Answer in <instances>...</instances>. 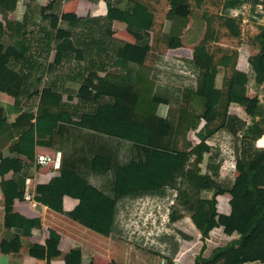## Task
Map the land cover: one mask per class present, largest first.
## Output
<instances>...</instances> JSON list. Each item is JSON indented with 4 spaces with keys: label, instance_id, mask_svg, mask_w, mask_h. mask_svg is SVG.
Masks as SVG:
<instances>
[{
    "label": "trees",
    "instance_id": "trees-1",
    "mask_svg": "<svg viewBox=\"0 0 264 264\" xmlns=\"http://www.w3.org/2000/svg\"><path fill=\"white\" fill-rule=\"evenodd\" d=\"M90 1L92 7L86 14H62L69 20L66 28L58 26V16L45 13L52 0H0V60L9 61L0 74V91L10 87L14 96V101L0 98V185L7 221L14 216H19L20 221L22 218L17 229L5 237V251L19 249L22 236L41 230V218L15 214L14 202L24 198L25 177L35 161L37 147L48 146L61 149L63 161L59 169L51 172L50 181L37 188L36 199L71 219L103 235L117 233L176 257L182 236L177 233L175 222L185 214L177 203L187 209L194 197L202 198L212 192L213 206L203 235L222 226L226 233L237 232L240 236L217 247L209 257L197 255L194 264H263L264 191L255 185L254 175L264 167V151L247 159L243 138L240 155L245 156L243 163L238 161L240 173L224 175V163L230 159L234 170L232 163L236 158L218 139L223 135L233 139L232 134L237 135L246 126L245 120L228 114L227 109L231 97L246 95L250 75L246 64L237 66V49L225 48L221 43L214 13H194L190 0H168L169 8L159 19V7L153 0H127L132 2L130 12L121 9L122 0ZM194 2L202 7L204 0ZM245 3H250L257 16H264V0H224L222 5L224 12H231ZM96 14H106L111 21L116 17L127 21L136 36L135 44L112 38L111 26L103 32L83 27L86 18ZM222 25L228 27L231 35H240L236 16H228ZM21 30L25 37L17 45L12 38ZM141 30H147V39L140 35ZM256 43L259 51L248 54L247 62L259 86L264 83V25L256 34ZM179 45H191L193 57L169 58L168 48ZM53 49L86 65L82 76L92 94L77 93L78 102L85 99L98 105L96 95L108 93L120 97L116 109H105L99 114V104L89 115L73 120L74 107L62 98L63 90L55 81L40 88L36 112L23 110L20 96L26 90L30 70L44 65ZM117 58L125 61L124 71L111 73L107 67L117 63ZM212 61L217 69L212 72L214 86L207 95L206 76ZM50 69L52 63L48 65ZM42 79L41 75L35 81ZM174 100L188 101L193 110L205 115L212 109L215 115L198 131L200 142L196 144L187 138L188 128L183 129L186 150L166 143L171 131L167 108ZM122 108L128 113L123 114ZM76 109H80L79 104ZM14 112L17 116L12 120ZM256 115L264 124V105L257 106ZM135 144L146 147L144 162H133ZM5 147L9 155H4ZM225 192L231 194L228 212L217 206V195ZM51 196L62 198L53 200ZM68 198L75 201L69 208L64 202ZM145 210L154 212L156 217L152 222L149 214L148 221L152 223L147 221V230L153 231L148 236L142 228L141 218L148 215L144 216ZM131 212L138 216L136 220L129 215ZM11 227L7 225L9 230ZM60 241L61 234L49 228L47 264H95L92 256H84L81 242L70 241L69 249L62 254ZM15 243L18 246L14 248ZM57 255L62 256L56 258ZM113 264L122 263L113 260Z\"/></svg>",
    "mask_w": 264,
    "mask_h": 264
},
{
    "label": "crops",
    "instance_id": "crops-1",
    "mask_svg": "<svg viewBox=\"0 0 264 264\" xmlns=\"http://www.w3.org/2000/svg\"><path fill=\"white\" fill-rule=\"evenodd\" d=\"M130 3L127 0L120 1L121 9L130 12ZM57 5V6H56ZM56 7V8H54ZM92 7V2L90 0H60L58 3L52 1L50 6L46 10H51L52 16H58L59 22L58 26L69 27V20L62 17V14H86L88 9ZM120 8V7H119ZM45 10V12H46ZM106 14H96L86 18L85 25L83 27L93 28L97 32H103L108 27L111 26L112 34L111 37L119 41L134 45L136 42L135 34L129 29V24L127 21L121 19L120 17L114 18L112 21L107 19ZM143 39H147V30L139 31ZM149 34H152L149 31ZM25 31L21 30L14 34L12 38L13 42L17 45L20 44L21 38L24 39ZM257 44H250L245 48L244 45L240 46L239 56L237 60V66L246 64L248 68V73L250 75V80L248 83V92L245 96H233L228 103V114H233L239 116L241 119L246 121V126L239 130L237 135H233V139L230 136L223 135L218 138L226 149L232 150L235 155V160L231 167L230 159L224 163L222 173L224 175H237L240 173V168L238 167V161L243 163V155H240L241 150V140H244V147L248 149L246 158H252L256 152L257 154L264 151V124L261 123V118L256 115L257 105L264 100L261 98V93H264V83L257 86L255 82V74L251 68L249 61L247 62L248 55L246 51L251 54H256L258 52ZM32 54L34 51L31 52ZM167 56L170 57H181V58H191L193 57V48L191 45H179L170 46L167 50ZM248 54V53H247ZM98 57V56H97ZM16 58V57H13ZM100 56L98 57V59ZM117 63L108 66L107 70L111 73H122L124 71L125 61L121 58L116 59ZM45 61V60H44ZM208 61V59H205ZM39 63V61H38ZM49 63H52V69L48 70ZM9 65V61L0 60V74H2ZM189 65V63H188ZM209 65V70L206 76L205 89L207 95L211 93L214 86V76L212 72L217 69L214 62ZM214 65V66H213ZM36 65H34L35 67ZM44 67V69L41 68ZM39 68H33L30 70V78L28 80L26 90L20 96V104L23 110L37 111L40 102V88L44 86H50L56 81L59 87L63 90L62 98L72 104L75 111V116L73 120H80L83 115H89L90 111H93L99 104L101 107L100 113L104 112L105 109H116L114 108L119 103V96H112L108 93H98L96 98H98L97 103L94 101H77V93H81L83 96H90L92 90L90 87L84 84L83 76L85 74L84 67L86 66L84 61H77L74 58L71 60L63 56V53L57 49H53L47 62L41 65ZM192 68V67H191ZM101 73L103 70H100ZM27 72V70H26ZM43 76L41 82L37 83L35 80L38 76ZM83 75V76H82ZM260 97V101L258 100ZM0 98L4 100L14 101L13 89L8 87L6 91H0ZM91 102V103H90ZM79 104L80 109H76V105ZM119 109V108H118ZM123 114L128 113L126 108H122ZM81 114V115H80ZM17 113L11 114V119L14 120ZM215 115L212 109H209L207 115L199 113L192 109L190 102L185 100H174L171 101L167 108V119L171 125V131L166 139L168 146L186 150L188 148L187 141L183 135V129L188 128L187 138L196 144L200 142V137L198 136V131L201 127L209 120L214 119ZM78 118V119H76ZM174 121V124H173ZM254 127V130L252 129ZM248 134L246 135L247 131ZM261 132V133H259ZM43 138L45 135H41ZM238 137V139H236ZM45 138V137H44ZM238 140V141H237ZM144 148V150H139V157L136 156V147ZM54 148L48 146L37 147V152H52ZM147 149L143 145L135 144L132 151L133 162H144ZM4 155H9L10 152L8 147L3 149ZM250 153V155H249ZM33 168V169H32ZM27 175L34 176L33 189L37 191L38 187L45 185L50 181V174L48 168L37 169L35 167V162L32 163L27 171ZM255 185L259 190L264 191V167L258 170L254 175ZM38 192V191H37ZM212 192L208 195L202 196V198L194 197L190 203V207L187 210L190 212L187 214L184 211V217L179 218L175 222L177 228V233L182 236L179 251L176 257H169L162 254L155 249L152 250L149 247L146 248L148 255H153L154 257H160L162 259L170 260V264L173 261H178L179 264H194L197 255L202 254L203 256L209 257L213 251L220 246L226 245L233 240H237L240 236L239 233L235 232L233 234H228L224 231V228L215 227L212 229L207 236L203 235V229L205 228L206 218L210 215L213 202L210 199ZM208 197V198H204ZM53 200L62 198L61 196H51ZM36 204H32L30 201H25L24 198H17L14 202V213L20 216H37L41 218L42 227L40 232L34 235L22 236L21 246L19 249L6 250L3 247V241L7 240L5 237H9L13 230L17 229L16 226L22 222L19 216H14L7 221L6 209H5V198L0 185V264H47V239L49 236V228L57 230L61 234V241L59 245V250L62 254L65 250L69 249L70 241H79L84 246L83 253L84 256L93 255L95 264H113V260L119 261L122 264H128L127 255L123 258L126 260L123 262L120 259L117 260V256L120 255L122 258L123 251L110 257L104 254L103 251H99V243L103 242L106 237H114V233L111 235H103L97 231L90 229L89 227L71 219L61 211L50 207L49 205L43 203L42 201L36 199ZM231 194L229 192L220 193L217 195V206L221 211L228 212L231 209ZM67 207L73 206L75 203L72 199H64ZM180 210V208H179ZM182 210V209H181ZM187 212V211H186ZM199 225H197V224ZM12 226L9 230L7 225ZM189 235V239L183 237V235ZM120 237V236H119ZM63 239V240H62ZM120 242L122 248L126 246H135L136 243L127 238L114 239V242ZM12 247L18 246V243L12 244ZM38 245H43L39 247ZM138 246V244H137ZM122 252V253H121ZM62 255H57L56 258ZM56 261V260H54ZM168 262V261H167ZM161 264V263H160ZM163 264V263H162ZM244 264H260L258 262H247ZM264 264V263H263Z\"/></svg>",
    "mask_w": 264,
    "mask_h": 264
},
{
    "label": "rangeland",
    "instance_id": "rangeland-1",
    "mask_svg": "<svg viewBox=\"0 0 264 264\" xmlns=\"http://www.w3.org/2000/svg\"><path fill=\"white\" fill-rule=\"evenodd\" d=\"M56 3H58L60 0H52ZM223 1L224 0H204L202 7H197L195 5L194 0H190L191 4H192V9L194 13H198L201 14L204 12V10H207L209 12L214 13L212 15L213 18V22L216 25V30H219V39L221 41V43L223 45H225V48H231L234 49L236 48L238 51V56H239V47L244 45L245 48L248 47L250 44H257L256 43V34L260 31L262 25H264V16H257V12L254 11L250 5V3H245L243 6L239 7V8H235L233 10H231V12H224L223 9ZM153 3L156 4V6H158V10L156 11V16L157 18L161 19L162 17H164L166 11L169 8V2L168 0H153ZM57 6V5H56ZM56 8V7H54ZM52 11L51 10H46V14H50ZM221 15H223V18L221 19ZM236 16L237 17V22L239 23L240 26V35L238 36H234L231 35L228 31V27L225 25H222L223 22L227 19L228 16ZM220 16V18H219ZM258 45V44H257ZM258 51H259V47H258ZM251 54L249 52L246 51V55ZM262 95V99L264 100V93H261ZM258 100L260 101V97H258ZM260 104L264 105V102L259 103L257 106H259ZM174 124V121H173ZM139 150H144V148L141 147H136V156L139 157ZM33 169V168H32ZM161 202V201H160ZM162 206V205H161ZM181 207L182 210L185 211V213H189L190 210L188 211L186 208L184 209L183 205L181 203H177V207ZM187 211V212H186ZM148 214V215H147ZM149 214H151V211H149L147 213V210H145V218H141L143 219L142 221V228L144 229L145 234L147 235L149 232L151 233L153 231V228L149 229V231L147 230V221L150 219V216L152 215L151 221L153 222L156 217H155V213L153 212L150 216ZM131 216V218L133 220H136L135 218H138L137 215H135L134 212H131L129 214ZM151 221H148V223H152ZM154 224V223H153ZM114 237L120 239L121 238H127L125 236H122L120 234L114 233ZM149 235V234H148ZM147 235V236H148ZM120 236V237H119ZM114 238V239H116ZM114 239L111 237H106L105 240L103 242L99 243V251H103L104 254L109 255L110 257H113L114 255L116 256L117 253H119L120 251H123L122 253V258L119 256H117V260L120 259L121 261H125L126 259L123 258L125 255H127V260H128V264H170V260L167 259H162L160 257H154L153 255H148L149 253L146 252V248L144 247H149L148 245H145L141 242H137V241H133L134 243H136L135 246H128V248L126 246H124V248H122V244L118 241V242H114ZM138 244V246H137ZM150 249L154 250L153 248L149 247ZM93 257V255H90ZM94 258V257H93ZM119 262V261H118Z\"/></svg>",
    "mask_w": 264,
    "mask_h": 264
},
{
    "label": "built area",
    "instance_id": "built-area-1",
    "mask_svg": "<svg viewBox=\"0 0 264 264\" xmlns=\"http://www.w3.org/2000/svg\"><path fill=\"white\" fill-rule=\"evenodd\" d=\"M63 161V151L54 149L52 152H37L35 156V167L37 169L48 168L50 172L61 167ZM34 176L27 175L24 181L23 195L24 199L36 204L37 191L33 189Z\"/></svg>",
    "mask_w": 264,
    "mask_h": 264
},
{
    "label": "water",
    "instance_id": "water-1",
    "mask_svg": "<svg viewBox=\"0 0 264 264\" xmlns=\"http://www.w3.org/2000/svg\"><path fill=\"white\" fill-rule=\"evenodd\" d=\"M173 264H179V263H178V261L175 260V261H173Z\"/></svg>",
    "mask_w": 264,
    "mask_h": 264
}]
</instances>
